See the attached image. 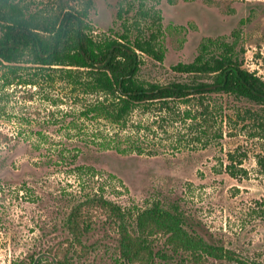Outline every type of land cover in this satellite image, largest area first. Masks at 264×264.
<instances>
[{
  "label": "rangeland",
  "instance_id": "obj_1",
  "mask_svg": "<svg viewBox=\"0 0 264 264\" xmlns=\"http://www.w3.org/2000/svg\"><path fill=\"white\" fill-rule=\"evenodd\" d=\"M22 1L33 11L50 12L61 1L82 7L87 0ZM92 1L90 17L96 33L121 32L124 22L135 20L144 26L153 22L151 17L144 20V10L161 11L165 57L160 61L144 54L141 79L186 80L187 75L173 66L192 61L208 37L235 40L244 67L264 78V0ZM34 90L18 88L6 103L8 113L0 117V264L32 257L57 263L65 255L67 264H151L121 256L115 225L101 209L89 212L93 228L84 243L74 241L65 219L75 204L95 193L133 213L157 200L166 206L176 204L207 240L225 245L245 262L264 263V213L258 203L264 200V173L257 162L264 139L252 135L264 121V107L214 92V109L222 107L221 125L214 121V132L221 128L222 138L214 137L206 147L190 142L174 148L176 144L159 129L145 144L155 152L124 154L85 143L83 133L91 125L79 116L82 105L72 103L66 84ZM47 95L57 98V103L52 104ZM136 116L137 120L155 118L139 112ZM22 117L24 123L19 122ZM181 127L178 122L167 129L176 133ZM20 128L26 135H17ZM61 151L69 156L62 159ZM73 153H78L77 165L94 171L75 172L70 163ZM230 164L236 176L230 174ZM164 241L159 240V248H166ZM166 252L169 259L159 253L153 264H193L183 254ZM196 264L245 263L210 257Z\"/></svg>",
  "mask_w": 264,
  "mask_h": 264
},
{
  "label": "trees",
  "instance_id": "obj_2",
  "mask_svg": "<svg viewBox=\"0 0 264 264\" xmlns=\"http://www.w3.org/2000/svg\"><path fill=\"white\" fill-rule=\"evenodd\" d=\"M92 5V0L82 7L61 1L49 12L33 11L22 0H0V117L8 113L6 103L18 88L38 91L47 85L64 83L70 89L72 103L82 105L79 116L90 122V131L83 133L85 143L124 154H143L155 152L147 150L145 144L153 140L150 135L154 137L159 129L161 135L166 133L176 144L174 148L190 142L206 147L214 142V137L222 138L221 128L214 132V121L221 125L222 109H214V92L246 98L264 107V78L244 67L235 40L208 37L192 61L173 66L187 75L186 80L151 82L141 79L139 73L144 54L160 61L165 57L161 11L144 10V20L153 19L144 26L135 20L124 22L121 32L96 33L90 17ZM119 15L123 17L122 13ZM46 97L52 104L58 101L53 96ZM136 112L155 118L137 120ZM19 122L24 123L25 119L22 117ZM178 122L182 127L176 133L168 132L167 127ZM71 124L78 125L75 120ZM17 135L26 134L20 128ZM252 135L264 139V121ZM60 154L62 159L68 155L63 151ZM77 156L78 153L70 156L75 172L94 171L90 166L77 165ZM231 160L234 161L233 155ZM257 162L264 173V151ZM234 168V164L228 166L230 174L236 176ZM258 203L264 213V200ZM99 209L112 219L121 256L127 261L153 264L159 253L166 256L169 250L172 255L189 257L193 264L210 257L264 264L245 262L225 245L207 240L191 227L176 204L166 206L157 200L133 213L103 193L86 195L65 219L75 242L84 243V236L93 228L89 212ZM162 238L165 249L159 248ZM67 261L65 255L57 263L32 257L14 264Z\"/></svg>",
  "mask_w": 264,
  "mask_h": 264
}]
</instances>
